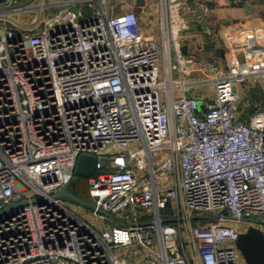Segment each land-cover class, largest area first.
Returning a JSON list of instances; mask_svg holds the SVG:
<instances>
[{
	"label": "built area",
	"instance_id": "2783aa9c",
	"mask_svg": "<svg viewBox=\"0 0 264 264\" xmlns=\"http://www.w3.org/2000/svg\"><path fill=\"white\" fill-rule=\"evenodd\" d=\"M17 1L0 2V264H128L115 250L132 244L137 264H246L230 222L264 224V115L239 117L250 72L183 52L185 0H158L162 75L136 9L64 0L81 10L37 30L52 6ZM205 83L214 94L201 103L188 88ZM82 154L97 156L89 196L112 223L101 230L60 197Z\"/></svg>",
	"mask_w": 264,
	"mask_h": 264
},
{
	"label": "crops",
	"instance_id": "0c3cea01",
	"mask_svg": "<svg viewBox=\"0 0 264 264\" xmlns=\"http://www.w3.org/2000/svg\"><path fill=\"white\" fill-rule=\"evenodd\" d=\"M57 1L46 0V3L54 6ZM63 1L59 2L62 4ZM120 2L123 10L134 8L139 12L143 36L157 41L154 36L157 33L156 26L148 17L149 12H154L151 2L145 0L141 6H137L136 0ZM191 4V9H187L186 5L183 7V10L187 9L186 12L193 22V30L183 42V45L188 46V53L194 55L203 65L215 63L226 73L239 69L249 71L251 76L241 84L243 98L239 105V117L241 120H252L259 113L264 115L261 107L252 113L245 112L243 107L250 104L244 102L247 91L251 88H262L261 84L264 83V0H213L209 11H204L202 5L197 7L194 3ZM24 16L16 18L22 22L31 21V16ZM159 16L162 41L161 15ZM33 29L40 30V25H33ZM201 76L203 71L197 70L195 78ZM212 89L210 88L211 95ZM257 92L258 90L255 91ZM211 98L207 96V99Z\"/></svg>",
	"mask_w": 264,
	"mask_h": 264
},
{
	"label": "rangeland",
	"instance_id": "374dc122",
	"mask_svg": "<svg viewBox=\"0 0 264 264\" xmlns=\"http://www.w3.org/2000/svg\"><path fill=\"white\" fill-rule=\"evenodd\" d=\"M29 1L31 0H18L17 2H13L11 4V8H15L21 5H25L27 4ZM121 0H105V7L107 10L108 14H111V12L113 13H119L124 11L121 7H120V2ZM151 3L150 5L154 8V12L153 14H151L149 12V19H151L152 22H154V25L156 26L157 29V33L155 36V39L158 41V48H159V54H160V58L158 60V64L160 66V70H161V75L163 72V61H162V49H161V38H160V32H159V24H160V20H159V15H160V4L158 2V0H149ZM212 1L213 0H206V2L210 5V7H212ZM192 3H194V5H196L197 7H199L201 5L200 2L194 1V0H185V5L187 6V9H191ZM83 3L79 2L76 4H70V3H62V4H57L55 6L49 7L45 9V12L43 13V21L41 22L40 25V29H47L50 30V27L46 24V20L53 17L55 14H57L58 12L66 9V8H70L76 12H79L81 10ZM186 9V10H187ZM186 10H183V14L185 15V17L189 20L190 24H192L193 27V22L191 21V17L189 16V13L186 12ZM27 15L24 16V18ZM36 12H34L30 19H32V17H36ZM17 17H19V15H17ZM153 24V23H152ZM192 27H190L189 30L185 31V33L182 36V41L185 42V37L187 36V34L191 33L193 29H191ZM204 76V74H203ZM201 77L195 78V75L192 76V78L189 81H194V79H204ZM248 79V78H247ZM247 81V80H246ZM250 85V84H249ZM262 88L258 87L256 89H250L247 91V96L244 99L245 103H250V104H246L245 106L243 105L245 112H249L252 113L253 109H257L258 107H261L262 109H264V86H263V82H262ZM210 88H213V85L211 83H205V84H195L192 85L188 88V92L190 94H196L199 101L202 103V101L204 102L205 97H209L211 98L210 93ZM257 93H255V91H257ZM213 94H214V88L212 89ZM210 95V96H209ZM244 104V103H243ZM141 147V143H134L132 145L133 149H139ZM76 177V176H75ZM78 186H79V199H74L69 195H64V196H60L63 201L64 204L74 213H77L79 215V217H81L83 220H86L87 222H89L90 224H92L93 226H95L97 229L101 230L103 227H109L111 226L112 223L105 221L103 218L101 217H97L94 214V206H93V199L89 196V186H88V178L87 177H78ZM64 191V190H63ZM62 191V192H63ZM61 192V194H62ZM168 210L169 212L172 211L171 206H168ZM209 216L207 214H204L202 212H199L198 214L193 212L192 216ZM128 216V214H125L123 218H126ZM114 218L119 219L120 217L118 215H114ZM205 220L207 219L206 217ZM197 219V218H195ZM252 219H257L256 217L252 218ZM209 220V219H207ZM237 230L242 231V232H246L248 231L250 225V221L245 220V221H233L230 222ZM254 225L256 227L259 228H264V224L263 223H258V222H253ZM136 244H132L129 247H120L118 249L115 250V252L117 253L119 258H126V261L128 262V264H137L138 260L140 261L139 263L142 262L143 258L141 259V257L144 256V253L141 249L137 248L135 246Z\"/></svg>",
	"mask_w": 264,
	"mask_h": 264
},
{
	"label": "water",
	"instance_id": "95a60500",
	"mask_svg": "<svg viewBox=\"0 0 264 264\" xmlns=\"http://www.w3.org/2000/svg\"><path fill=\"white\" fill-rule=\"evenodd\" d=\"M4 0H0L3 2ZM145 3V0H136L137 6H141ZM82 13L86 17H90L93 14V7L86 4ZM83 20V17L80 18ZM183 52L188 54V46L183 45ZM97 156L82 154L79 157L76 170L75 178L70 182V184L64 189L60 196L69 195L74 199H79V186L78 177H88L91 176L96 170ZM93 206L95 207L94 203ZM101 212L112 217L108 212L100 209ZM254 222L261 223L260 220ZM236 246L242 253L246 264H264V235L259 227L251 225L248 231L240 234L239 239L236 241Z\"/></svg>",
	"mask_w": 264,
	"mask_h": 264
},
{
	"label": "trees",
	"instance_id": "16d2710c",
	"mask_svg": "<svg viewBox=\"0 0 264 264\" xmlns=\"http://www.w3.org/2000/svg\"><path fill=\"white\" fill-rule=\"evenodd\" d=\"M256 110H257V109L255 108V109L252 110V112H254V111H256Z\"/></svg>",
	"mask_w": 264,
	"mask_h": 264
}]
</instances>
